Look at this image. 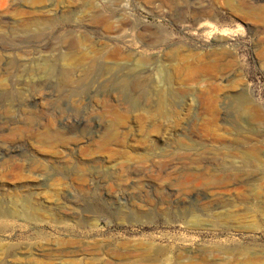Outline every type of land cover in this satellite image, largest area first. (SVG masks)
<instances>
[{
	"label": "rangeland",
	"instance_id": "rangeland-1",
	"mask_svg": "<svg viewBox=\"0 0 264 264\" xmlns=\"http://www.w3.org/2000/svg\"><path fill=\"white\" fill-rule=\"evenodd\" d=\"M0 264H264V0H0Z\"/></svg>",
	"mask_w": 264,
	"mask_h": 264
},
{
	"label": "bare ground",
	"instance_id": "bare-ground-1",
	"mask_svg": "<svg viewBox=\"0 0 264 264\" xmlns=\"http://www.w3.org/2000/svg\"><path fill=\"white\" fill-rule=\"evenodd\" d=\"M65 59H66V56H65ZM144 100H147L148 101V93H145L144 95ZM34 133L36 134V136H38L39 138H40V136H41V134L40 133H38V131H36V130H34ZM44 138H46V137H44ZM44 138H42V139H44ZM61 140V139H60ZM42 143V142H41ZM15 150V149H14ZM10 153V152H9ZM58 200H60V198H57V201Z\"/></svg>",
	"mask_w": 264,
	"mask_h": 264
}]
</instances>
